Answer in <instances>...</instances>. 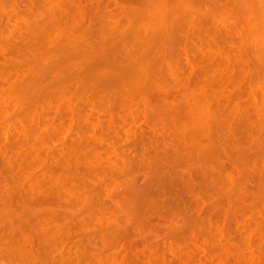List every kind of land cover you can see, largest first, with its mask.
Here are the masks:
<instances>
[{
	"label": "rangeland",
	"instance_id": "obj_1",
	"mask_svg": "<svg viewBox=\"0 0 264 264\" xmlns=\"http://www.w3.org/2000/svg\"><path fill=\"white\" fill-rule=\"evenodd\" d=\"M37 234L46 264H264V0H0V264Z\"/></svg>",
	"mask_w": 264,
	"mask_h": 264
},
{
	"label": "bare ground",
	"instance_id": "obj_2",
	"mask_svg": "<svg viewBox=\"0 0 264 264\" xmlns=\"http://www.w3.org/2000/svg\"><path fill=\"white\" fill-rule=\"evenodd\" d=\"M42 234L41 235L37 234L36 236H34L33 241L31 240L32 242H34L33 248L32 247L31 248L36 253V256L38 258H40V257L42 258V256H44L43 254L45 253L44 248H43V238H44V236ZM40 259H38V260H40ZM39 264H46V263L42 262V259H41V261H39ZM70 264H74V263L71 261Z\"/></svg>",
	"mask_w": 264,
	"mask_h": 264
}]
</instances>
